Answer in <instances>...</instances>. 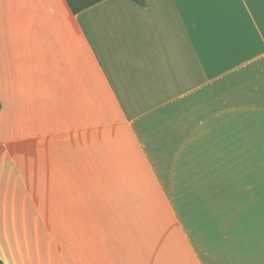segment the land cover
Listing matches in <instances>:
<instances>
[{
	"label": "crops",
	"instance_id": "crops-1",
	"mask_svg": "<svg viewBox=\"0 0 264 264\" xmlns=\"http://www.w3.org/2000/svg\"><path fill=\"white\" fill-rule=\"evenodd\" d=\"M2 264H264V0H0Z\"/></svg>",
	"mask_w": 264,
	"mask_h": 264
},
{
	"label": "trees",
	"instance_id": "trees-1",
	"mask_svg": "<svg viewBox=\"0 0 264 264\" xmlns=\"http://www.w3.org/2000/svg\"><path fill=\"white\" fill-rule=\"evenodd\" d=\"M100 0H66L70 10L73 13H77L81 10H83L86 7H89L91 5H93L94 3L98 2ZM139 4L143 3V0H134ZM0 264H2L1 260H0Z\"/></svg>",
	"mask_w": 264,
	"mask_h": 264
}]
</instances>
